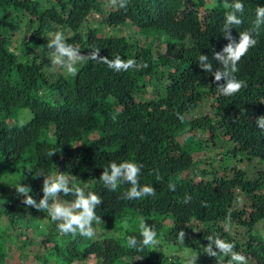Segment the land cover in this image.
Returning <instances> with one entry per match:
<instances>
[{"label": "trees", "instance_id": "trees-1", "mask_svg": "<svg viewBox=\"0 0 264 264\" xmlns=\"http://www.w3.org/2000/svg\"><path fill=\"white\" fill-rule=\"evenodd\" d=\"M229 3L128 0L121 8L119 0H0V264H187L178 255L184 249L197 256L196 264H218L202 251L209 233L234 241L247 264H264V231L257 228L264 222V168L253 179L243 169L200 181L182 176L195 166V152L206 147L203 139L222 140L226 154L264 163V130L255 124L264 115V25L252 32L256 43L237 62L234 75L245 84L235 94H220L216 87L224 78L215 81L199 66L204 53L213 70L221 67L213 52L229 42L221 32ZM243 4V13H237L242 23L230 28L236 40L240 31L254 28L255 9L264 0ZM127 25L135 28V38L119 33ZM57 30L70 33L67 42L85 55L75 76L51 70L50 57L39 50L49 51L46 34ZM16 34L23 36L19 45ZM143 36H152L163 50L155 51ZM94 49L99 56L132 58L140 67L115 72L88 56ZM202 101L211 103L210 113L192 116ZM26 110L32 116L20 123ZM191 130L203 136L179 138ZM110 160L140 162L139 183L152 185L155 194L125 200L127 182L106 188L98 179ZM38 168L65 171L70 183L86 184L101 197L93 237L61 235L57 222L24 203L15 184L29 186L39 201L44 177L34 175ZM141 217L155 226L158 244L136 251L126 240L139 236L135 224ZM125 219L131 228L122 224ZM231 225L247 230L243 242L230 235ZM22 229L38 238L20 234ZM9 244L16 248L13 261ZM220 259L226 264L228 257Z\"/></svg>", "mask_w": 264, "mask_h": 264}, {"label": "clouds", "instance_id": "clouds-1", "mask_svg": "<svg viewBox=\"0 0 264 264\" xmlns=\"http://www.w3.org/2000/svg\"><path fill=\"white\" fill-rule=\"evenodd\" d=\"M127 3L128 0H119V6L121 8H125ZM226 7H230L232 10L225 13V19L223 21L221 32L225 37L228 38L229 42L223 47L221 51L213 52L214 58L221 62V67L213 70L212 62L209 60L207 54L204 53L199 55L198 60L200 62L199 66L211 73L215 81H220L222 77L224 78V82L218 84L216 88L220 94L224 96H230L238 92L245 84L244 81L237 79L234 73L237 72V62L247 52L249 47L256 43L252 32L257 31L261 25H264V5H258L255 9V20L253 22L254 28L240 31L238 40L232 37L230 28L242 23V19L239 15H237V13H243L244 11L243 0H230V3L226 4ZM46 35L49 37L47 42V48L49 51L44 52L43 47H41L39 50L43 52L44 55L50 57V69L54 71L57 67H59L65 72L66 75L75 76L78 70L77 62L82 60L85 55L80 53L79 48L74 47L71 43L67 42V35H70V33L66 34L63 30H57L55 32L50 31ZM98 53L99 50L94 49L88 56H90L93 61L98 60L99 62L106 64L109 69H112L115 72H120L122 70L126 71L133 66L140 67V65H137L136 61L132 58L122 59L119 54H115L109 58L108 56H99ZM177 116L181 121L184 119L183 114L177 113ZM255 124L259 129L264 130V115L257 117ZM212 143H217V140H214ZM54 152L55 151L52 150L48 153V155L51 156ZM223 154H225L224 150ZM220 162H223L222 155L221 160H219L218 163ZM196 164L189 171L184 172L182 176L184 177V174H188L190 171L195 169ZM218 166L219 164H216V168L202 171L203 176L201 179L212 177L211 174L225 175L227 177L232 176H228L226 174L227 170L219 173ZM142 167L143 165L138 161L121 160L120 162H117L115 160H110L108 164L103 167L104 170L98 180L102 181L103 185L110 190H114L118 185L127 182L130 187L123 194V198L125 200H135L144 196L154 195L155 189L152 185L139 183ZM233 169L242 168L232 167V170H229H231L233 173ZM34 175L36 177L43 175L44 177L42 185L43 196L39 199V201H37L32 195L29 194V186L22 184L21 182L16 183V191L20 194H23L24 203L26 205L33 206L37 210H42L48 217L51 218L52 221L57 222L56 228L61 235L71 234L75 236L79 234L82 237H93L95 235V227L93 222L95 221L99 223L101 220V216L98 215L96 211L97 207L102 201L101 197L95 191L90 190L86 184L81 185L75 182L70 183L69 176L65 174V171L59 170L56 172H45L43 169L38 168L34 172ZM184 178L197 181L194 179V177L187 176ZM249 178L253 179L252 177ZM168 187L170 190H174L176 185L174 183H169ZM60 193L66 195L71 194L72 199L60 200L58 199V194ZM241 197L246 196L243 195ZM190 199V195L186 194L184 196L185 203H187ZM243 200L240 202V205L237 206V203L235 207L242 209L244 207ZM122 224L129 228L133 226L127 219L122 221ZM194 224L197 226L198 222L194 220ZM96 226L97 228L101 227L99 225ZM135 227L138 229L139 236L137 237L136 235H129L126 240L127 247L136 251H140L144 248L158 244L156 228L153 225H149V223L146 222V219L142 217L139 218L138 223L135 224ZM235 227L241 226L231 225V228L229 226L228 231L230 235L238 237V239L242 240L243 242L246 239V235L248 234L247 230L244 227H241L245 229V234L237 236ZM98 231L100 232V230ZM184 237V230L179 229L178 238L183 241ZM206 239L209 241V243L204 246L202 251L207 253L209 256L217 257L218 264H224V261L220 259L221 254L228 257L226 264H247V258L239 251L234 250V241L221 238L218 233H209L206 236ZM183 252L189 253V250H185ZM179 254L181 253L179 252ZM196 258L197 256L191 253V256L187 257V264H196Z\"/></svg>", "mask_w": 264, "mask_h": 264}, {"label": "rangeland", "instance_id": "rangeland-1", "mask_svg": "<svg viewBox=\"0 0 264 264\" xmlns=\"http://www.w3.org/2000/svg\"><path fill=\"white\" fill-rule=\"evenodd\" d=\"M119 30V33L120 34H126V35H129L130 37H133L135 38L137 33H136V30L134 27H132L131 25H127V26H124V27H121L118 29ZM19 37V41L17 42V44L19 45V43H21L22 41V37L20 34H16L14 36V38H18ZM144 38H146L148 41L152 42L153 41V37L152 36H149V37H146V36H143ZM154 42V48H155V51H158V50H163V48L160 46L159 44V41L155 40L153 41ZM50 98H54L53 95H50ZM211 111V108H210V103L207 102V101H203L202 103H200L199 107L192 112V116H203L205 114H207L208 112ZM21 115L18 116V121L20 123H24L26 122L27 120H29L31 118V113H29V110H26V111H21L20 112ZM27 113V114H26ZM29 113V114H28ZM199 136V138H201V136H203V133L200 132V131H196V130H191L189 132H187L185 135H182L180 136L179 138L181 140H185L187 137H190V136ZM207 138V136L205 137V139ZM203 141L205 142V145L206 147H202V149H198V151L195 152V158H196V161H197V164H196V168L193 169L192 171H190L188 174H184V177H194V179H196L197 181L198 180H201L202 178V174L204 170H211L212 168H216V164H219L218 166V170H219V173H222L224 172V170H227L226 171V174L228 176H231L232 172V167L233 168H242L244 170H246L248 172V176L249 177H252V178H255L256 177V171L260 168H264V163L263 162H260V160L258 159H254V160H247L246 158H244V156H242L241 154H237V155H234V154H223V150L225 151L228 150V143L222 141V140H217V143H212L211 140H204ZM216 141V139H215ZM199 145V144H198ZM194 147H196V144H194ZM221 155L223 157V162H220L218 163L219 160H221ZM217 161V162H216ZM231 169V170H229ZM245 197H241L237 206L240 205V202L244 199ZM60 199V198H58ZM62 200V199H60ZM259 229H262V231H264V222L261 223L259 226H258ZM117 229L119 230H123V226L121 227H117ZM116 230V228H115ZM235 230H236V235L237 236H241L243 234H245V229L244 228H241V227H235ZM20 234L22 233H26L30 236L31 239H37L34 235V232L32 229H22L20 230L19 232ZM112 234H114V231L111 232ZM11 235L14 236V232L11 231ZM23 235V234H22ZM21 235V236H22ZM245 238V236H244ZM9 247V251H11L9 253V257H8V260L9 261H13L14 260V255L12 254V252L14 253L16 248L14 247V245L12 246V244L8 245ZM31 247L28 248L29 251H33V249H35L33 246L34 245H30ZM186 249H184L183 251H185ZM183 251H180L181 254L178 253V255L180 256V258H187L189 257L188 256V253L186 252H183ZM173 255V253H172ZM75 264H90L89 261L87 260H84L82 262H76ZM209 264H215V263H209Z\"/></svg>", "mask_w": 264, "mask_h": 264}]
</instances>
